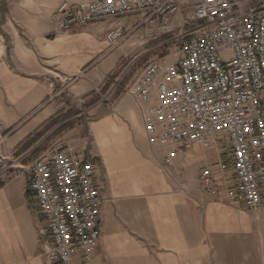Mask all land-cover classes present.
I'll use <instances>...</instances> for the list:
<instances>
[{"label":"crops","instance_id":"0c3cea01","mask_svg":"<svg viewBox=\"0 0 264 264\" xmlns=\"http://www.w3.org/2000/svg\"><path fill=\"white\" fill-rule=\"evenodd\" d=\"M87 1L0 0V163L37 133L36 147L78 118L57 145L73 146L94 162L104 198L93 257L52 264H264V211L232 203L224 189L203 188L200 160L214 152L193 147L167 166L151 153L133 97L121 93L106 103L112 93L110 86L102 90L105 78L125 48L109 45L103 22L62 32L54 21L61 5ZM3 176L0 264H50L28 182Z\"/></svg>","mask_w":264,"mask_h":264},{"label":"built area","instance_id":"2783aa9c","mask_svg":"<svg viewBox=\"0 0 264 264\" xmlns=\"http://www.w3.org/2000/svg\"><path fill=\"white\" fill-rule=\"evenodd\" d=\"M141 13L130 28L109 29V45L138 32L160 37L180 28L179 55L150 59L123 87L127 69L113 80L108 74L111 90L133 97L151 153L163 164L174 166L193 147L217 153L201 169L203 188L224 189L236 205L264 208V0H90L61 5L54 19L68 32ZM28 191L39 209L47 262L69 263L76 255L89 261L100 245L104 202L94 162L73 146L56 145L31 163Z\"/></svg>","mask_w":264,"mask_h":264},{"label":"rangeland","instance_id":"374dc122","mask_svg":"<svg viewBox=\"0 0 264 264\" xmlns=\"http://www.w3.org/2000/svg\"><path fill=\"white\" fill-rule=\"evenodd\" d=\"M187 15L185 14V18ZM144 14H135L131 16H125L126 18L129 17V19L132 22H137L138 20H141L143 18ZM120 18H111L106 20H100L99 23H102L101 26L107 28L108 30L115 27L116 25L120 24L118 22ZM55 21V19H54ZM96 22V23H98ZM180 31V28H177L174 33L170 36H149L146 35L145 32H138L136 34L131 35L127 40L123 41L121 45L118 47L125 48V52L123 55L122 60L120 61V64L118 65V68L114 70L112 73V80L116 78V76L122 72L123 70H126V76L121 81V86H125L132 78H134L143 68V66L152 58H166L167 60H175L179 55V46L181 43V40L174 38L175 34H178ZM106 84L111 86V81H106ZM110 92L112 93V96L106 103H112L116 96L123 93L122 88H112ZM77 110L76 107H74V111L71 110V113H75ZM70 115V114H69ZM66 117L59 118L56 123L61 122ZM87 120L83 119L82 123H86ZM81 123V124H82ZM77 124H80V119L78 118H72L70 120H67L65 123H61L57 129L63 127V130L59 133L53 132L52 138L47 139L43 143L37 145H33L32 147L28 149H24V146L20 148V152H18L16 155H11L10 160H6L5 163H0V175H4V179L7 180L14 176H20L25 181L26 184L28 182V174L29 169L32 161L37 156H40L47 152L51 147H55L57 143H61L60 138L64 136V134L67 132L66 128H72L76 126ZM37 148V149H36ZM225 150L223 149L221 153L223 154ZM196 155L198 153H195ZM215 155L217 153H206V156H204L203 159L200 160V164L202 166H208L211 165L215 160ZM18 157L17 164L14 163V159ZM209 163V164H206ZM199 167V166H198ZM264 211V208L258 209ZM257 211V210H256Z\"/></svg>","mask_w":264,"mask_h":264},{"label":"trees","instance_id":"16d2710c","mask_svg":"<svg viewBox=\"0 0 264 264\" xmlns=\"http://www.w3.org/2000/svg\"><path fill=\"white\" fill-rule=\"evenodd\" d=\"M108 88V85L106 84L104 87H103V89L102 90H106ZM96 100H92L91 101V103H94ZM57 122V119L56 120H54V121H52L51 122V125H53V124H55ZM63 130V127H61V128H59V129H56L54 132H55V134L56 133H59V132H61ZM40 135H41V133H37L36 135H34L33 137H31L30 139H28L25 143H24V149H28V148H30V147H32L35 143H36V141H37V139L40 137ZM22 146V147H23ZM4 184V182L3 181H0V187L2 186Z\"/></svg>","mask_w":264,"mask_h":264}]
</instances>
